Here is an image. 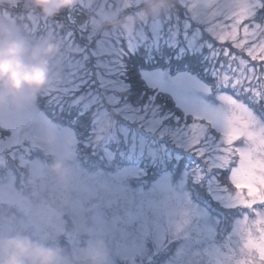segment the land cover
Instances as JSON below:
<instances>
[{
  "label": "rangeland",
  "instance_id": "obj_1",
  "mask_svg": "<svg viewBox=\"0 0 264 264\" xmlns=\"http://www.w3.org/2000/svg\"><path fill=\"white\" fill-rule=\"evenodd\" d=\"M215 3L217 0H169L166 11L158 18L137 24L131 30L114 28L105 22L135 17L146 7L139 0H80L69 9L72 11L76 8L87 14V21L80 26L67 22L65 10L55 17H45L33 7L31 0H15V3L0 6V21L10 23L29 41L38 43L52 38L61 47V55L51 62L50 88L21 115L0 118V239L23 234L69 251L100 239L109 252V264H235L241 260L238 249L241 233L245 229L241 214L248 212L249 224L257 218L243 207L230 208L227 211L236 213L235 224L225 225L221 222L217 225L197 211L195 196L199 186L189 182L185 188L184 180H178L174 170L156 164L162 158L164 141L169 146L174 143L183 146L177 136L179 126L174 123L175 118L166 119L161 125L157 119L162 115L160 110L153 116L150 106L148 115L152 119L141 120L137 117L133 123L128 119L127 111L122 112L99 102L104 100V93L97 84L91 89L86 87L81 90L85 104L90 108V127L86 138L78 140L73 137L69 149L54 148L46 140L40 141L37 145L39 151L32 153V160L25 166H18L8 151L16 143L9 133L12 132L14 136L38 108L44 107L51 113L54 108L45 105V98L51 94L54 105L64 98L63 90L72 87L73 82L83 76L78 63L85 44L79 35L82 28L97 41L109 35H119L121 40L126 41L129 37H138L141 32H151L154 27H162L163 38L172 39L177 30L183 31L189 16L201 17ZM219 3L223 6L225 0H219ZM228 3L231 12L243 13L252 0H228ZM239 19L244 20V16L240 15ZM255 19L259 22L257 27L264 25V17L258 15ZM45 21L48 27H45ZM57 22L62 28L57 26L49 30ZM196 26L193 22V28ZM70 29L76 32L73 40L62 35ZM205 55L210 65L214 63L207 50ZM167 67L161 68L167 70ZM154 69L142 68L140 75ZM207 74L211 78L212 74ZM256 75L260 78L259 82L253 79L252 85L261 87L264 92V66L259 68ZM123 79L126 80V76ZM212 80L213 86L208 87L216 91L219 81ZM126 90L127 85L121 83L115 92L122 102L127 99ZM225 91L230 93L232 90ZM97 97L99 100H96ZM208 99L216 107L222 108L225 121L243 113L250 127L244 130L249 138L240 142L241 147L253 156L264 153V96L257 104L255 96L240 92L231 101L234 107L219 98ZM236 101L247 108L242 109ZM143 102L136 103L133 114L139 116V108L149 101ZM182 114L181 123L184 120L183 111ZM189 117L188 122L191 123ZM107 123L114 126L97 143L95 134ZM162 133L164 141L160 140ZM82 143L88 145L89 152L104 154L103 167H89L81 163L82 150L78 145ZM14 150L19 157L21 150ZM55 159L65 160L70 166L71 178L66 184L59 183L48 171ZM156 167L160 170L153 172L151 169ZM191 175L190 172L189 177ZM222 182L227 183L226 180ZM229 189L233 193L236 191L231 185ZM189 191L192 193L191 200ZM260 198H264V188L259 197H249L246 191L241 197L248 203H254L261 217H264V207L256 203ZM141 205L150 209L147 214L140 211ZM226 227H233L236 232L230 240L220 242L216 239L217 228L223 234ZM229 246L236 250L234 254L229 251Z\"/></svg>",
  "mask_w": 264,
  "mask_h": 264
},
{
  "label": "snow or ice",
  "instance_id": "obj_2",
  "mask_svg": "<svg viewBox=\"0 0 264 264\" xmlns=\"http://www.w3.org/2000/svg\"><path fill=\"white\" fill-rule=\"evenodd\" d=\"M229 9L228 0H225L223 6L217 0L203 16H189L183 31L177 30L172 39H164V29L154 27L151 32H141L138 37H129L126 41L121 40L119 35H109L97 41L82 28L79 35L85 44L78 63L83 76L73 82L72 87L64 89V98L54 105L51 94L45 98V105L54 108L51 113L44 107L38 108L14 136L12 132L9 133L16 140L8 150L11 159L18 166H25L32 160V153L39 151L37 145L40 141L46 140L54 148L69 149L73 137L78 140L86 138L90 127V108L85 104L84 94L81 93L86 87L91 89L100 85L104 100L99 102L107 103L122 112L127 111V117L133 123L137 117L142 118L141 120L152 119L148 115L150 106L153 116L160 110L161 105L155 103L156 95H170L176 107L184 112L183 123L180 116L174 119V123L179 126L177 136L183 146L180 147L179 143L169 146L162 133V158L156 164L163 165L167 170H174L176 178L184 180L185 188L189 182L198 185L195 196L197 211L217 225L221 222L225 225L235 224L236 213L227 209L243 207L250 210L257 219L249 224L248 212L241 214L245 229L241 233L238 249L241 260L235 264H264V217H261L254 203L241 199L245 191L249 197L260 196V191L264 188V153L253 156L241 147L240 142L249 138L244 130L250 127L243 113L225 121L222 108L216 107L208 99L219 98L233 106L231 101L243 92L255 96L257 104L261 102L260 97L264 96V92L261 87L253 86L252 80L259 82L260 78L256 73L264 66V25L257 27L259 22L255 19L258 11H264V0H252L243 13H233ZM240 15L244 16V20L239 19ZM66 20L69 24L82 22L84 16L69 12ZM193 22L197 25L195 28ZM44 23L48 27V23ZM57 26L62 28L60 22H57L49 30H54ZM62 35L73 40L76 32L70 29ZM205 50L214 62L211 65L206 59ZM165 56L167 70L156 67L150 73L141 72L139 80L123 79L128 75L126 57L128 64L136 68L146 63L160 64ZM221 57L224 59L221 60ZM209 72L212 74L211 78L207 74ZM171 73L174 75H170ZM212 79L219 81L216 91L208 87ZM121 83L127 85L129 94L123 102L115 95ZM145 87L153 89L154 94L148 97L150 103L139 108L137 116L133 114L136 110L135 102L146 95ZM226 89L232 91L229 93ZM236 104L242 109L247 108L240 101H236ZM189 116L191 123L188 122ZM157 119L164 125V121L172 119V116L169 114ZM78 147L82 150L81 163L89 167L104 166L103 153L89 152L86 143L79 144ZM14 149L21 150L19 157ZM185 152L188 154L185 155ZM151 170L158 172L160 169L156 167ZM223 180L227 183H223ZM229 185L236 190L235 193L230 191ZM188 196L191 200V191ZM256 203L264 207V198L257 199ZM149 210L140 206V211L145 214ZM235 232L233 227H226L221 234L217 228L216 239L220 242L230 240ZM229 251L234 254L236 250L229 246Z\"/></svg>",
  "mask_w": 264,
  "mask_h": 264
},
{
  "label": "clouds",
  "instance_id": "obj_3",
  "mask_svg": "<svg viewBox=\"0 0 264 264\" xmlns=\"http://www.w3.org/2000/svg\"><path fill=\"white\" fill-rule=\"evenodd\" d=\"M146 7L135 17L105 23L125 30L158 18L167 9L169 0H139ZM15 0H0V6ZM80 0H31V4L48 18L65 9H72ZM102 27V25H101ZM61 55V47L52 38L32 43L15 27L0 21V118L19 116L36 103L51 86V62ZM114 125L98 129V143ZM48 171L61 184L71 178V169L62 159H55ZM0 264H109V252L103 240L89 241L74 251L43 243L28 235L16 234L0 239Z\"/></svg>",
  "mask_w": 264,
  "mask_h": 264
},
{
  "label": "trees",
  "instance_id": "obj_4",
  "mask_svg": "<svg viewBox=\"0 0 264 264\" xmlns=\"http://www.w3.org/2000/svg\"><path fill=\"white\" fill-rule=\"evenodd\" d=\"M257 13L258 14H256V17L258 15L260 16V18L264 17V11H258ZM126 64L128 65V68H127L128 75H126V80H131V79L139 80L140 79V70L142 68H145V67L146 68L164 67L165 65L168 66L166 56L160 64H156L155 62L146 63L142 67L133 68L130 64H128V58H126ZM213 81L214 80H212V82L209 84V86H213ZM205 82H208V81L206 80ZM145 92H146V95H144L142 99L136 101L135 103H144L143 101L148 100V97L152 96L154 94L153 89H150L147 87H145ZM126 93H127V90H126ZM128 95L129 94L127 93L126 96L128 97ZM155 103L161 105L160 112L162 113V115L167 116L170 114L172 116V119L175 118L176 116H180L181 119L183 118V114H182L181 109L176 107V104L173 102V100L171 99V97L169 95H167L165 93H160V94L156 95ZM88 119H89V117H88ZM167 120H169V119H167Z\"/></svg>",
  "mask_w": 264,
  "mask_h": 264
},
{
  "label": "water",
  "instance_id": "obj_5",
  "mask_svg": "<svg viewBox=\"0 0 264 264\" xmlns=\"http://www.w3.org/2000/svg\"><path fill=\"white\" fill-rule=\"evenodd\" d=\"M65 12L66 13L74 12V13H77V14H83L84 20L82 22H75L79 26L80 25H83L87 21V19H88L87 14L85 12H83V11H80L79 9H74L73 11H70L69 9H65Z\"/></svg>",
  "mask_w": 264,
  "mask_h": 264
}]
</instances>
